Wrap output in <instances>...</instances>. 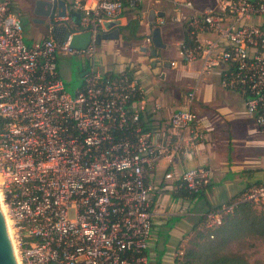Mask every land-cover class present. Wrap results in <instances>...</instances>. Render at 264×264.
<instances>
[{
	"label": "built area",
	"instance_id": "1",
	"mask_svg": "<svg viewBox=\"0 0 264 264\" xmlns=\"http://www.w3.org/2000/svg\"><path fill=\"white\" fill-rule=\"evenodd\" d=\"M62 1L64 17L54 16L49 35L27 45L19 13L0 0V202L19 262L147 264L152 196L161 184L187 194L209 184L204 166L176 175L165 170L162 181H150L160 159H181L202 144L204 131L192 109L201 77L217 71L220 85L241 93L245 113L264 126V0H216L215 7L201 9L191 0H171L189 30V43L178 47L186 61L200 65L163 132L145 127L142 85L126 71L108 74L97 66L93 42L124 9L155 0ZM162 24L156 16L146 45L152 27ZM86 31L91 41L85 48L69 46L72 34ZM59 55L89 63L72 95L57 73ZM239 201L264 204V184L249 185L232 202L205 212L203 226L220 225Z\"/></svg>",
	"mask_w": 264,
	"mask_h": 264
},
{
	"label": "crops",
	"instance_id": "2",
	"mask_svg": "<svg viewBox=\"0 0 264 264\" xmlns=\"http://www.w3.org/2000/svg\"><path fill=\"white\" fill-rule=\"evenodd\" d=\"M7 1L19 13L21 21L25 20L31 44L49 35L50 21L43 19L44 22L40 23L32 12L35 0ZM191 1L197 9L215 7L217 3L216 0ZM151 9L155 16L163 19L160 36L164 47L157 49L155 56L141 50L150 47L144 43V36L150 32L146 17ZM181 13L186 15L189 12L182 9ZM136 17L139 28L144 30L140 41L129 39L127 30L122 28ZM115 20L119 21L121 35L101 45V55L95 57V64L108 74L126 71L141 84L145 101L140 114L145 127L163 132L170 114L184 104L185 91L195 82L200 65L199 60L186 61L178 47L186 27L178 20L171 0L142 2L136 8L124 9ZM64 56L59 55L56 61L59 77L58 60L65 59ZM81 62L77 72L82 80L89 63L82 58ZM63 67L65 69L67 65L64 63ZM66 69L68 71L69 66ZM243 99L241 93L220 85L217 71L198 81L192 109L198 114L197 122L204 131L202 144L199 150L181 159H160L157 167L162 174L165 170H172L176 175L188 167L204 166L210 172L209 184L195 194L163 190L159 196H152L155 216L147 248V264H174L176 252L179 249L184 251L203 225L205 212L232 202L249 185L264 184V126L256 125L245 113ZM150 181H162V176L156 180L153 173Z\"/></svg>",
	"mask_w": 264,
	"mask_h": 264
},
{
	"label": "trees",
	"instance_id": "3",
	"mask_svg": "<svg viewBox=\"0 0 264 264\" xmlns=\"http://www.w3.org/2000/svg\"><path fill=\"white\" fill-rule=\"evenodd\" d=\"M122 28L127 30L129 39L142 38L137 35L139 30L137 17L130 19ZM183 30V41L189 43V30L187 28ZM247 236L264 240V204L237 202L217 227L207 228L202 225L189 246L182 252V256L179 258L175 256L174 260L190 264H248L244 254L227 250L231 242Z\"/></svg>",
	"mask_w": 264,
	"mask_h": 264
},
{
	"label": "water",
	"instance_id": "4",
	"mask_svg": "<svg viewBox=\"0 0 264 264\" xmlns=\"http://www.w3.org/2000/svg\"><path fill=\"white\" fill-rule=\"evenodd\" d=\"M33 14L39 19L38 22H44L43 19L51 21L54 16L64 17L65 7L62 0H35L32 10ZM155 13L151 9L146 17L150 26L154 24ZM71 21L76 24L78 22V13H70ZM106 31L96 32L93 36V42L98 45L102 40H115L121 35L119 30V21H108L105 24ZM91 41L90 32H82L72 34L69 46L73 48H85ZM151 45L149 48L142 47V51H149L151 56H155L157 49L164 47L160 36V27L153 26L150 33ZM0 264H17L13 245L10 241L5 222L3 220L0 203Z\"/></svg>",
	"mask_w": 264,
	"mask_h": 264
},
{
	"label": "rangeland",
	"instance_id": "5",
	"mask_svg": "<svg viewBox=\"0 0 264 264\" xmlns=\"http://www.w3.org/2000/svg\"><path fill=\"white\" fill-rule=\"evenodd\" d=\"M22 26H23L22 40L25 44L30 45L31 39L27 35V31H26L27 25L25 23V20H23ZM140 28L138 30V34L140 36H142L141 33L144 30H143V28H141V29ZM106 41L107 40H102L98 45H96V52H95L96 59L98 56L101 55V53H100L101 52L100 51L101 45ZM136 41H140V39H136ZM124 51H126V49H124ZM64 57H65V59H59L58 60V70H59L61 80L63 82L65 92L69 95H72L74 89L79 86L80 80H81L80 77L78 76V72H77V69H80L82 66L81 57L78 55H70V56H64ZM64 63L67 65L66 68H68V66H69L68 71H66L67 70L66 68L63 69ZM104 65L106 67L108 66V64H104ZM192 85L193 84H191L190 86H192ZM188 88H187V90H188ZM197 89H198V86H197ZM187 90L185 91V93L187 92ZM196 116H198V114H196ZM154 175H155L156 180L161 179L162 171L157 166L154 170ZM161 187L164 188L163 190H166V191L162 190L163 192H170V190L168 188V182L164 181L161 184ZM162 191L159 194L163 193ZM159 194H157V196H159ZM171 199L173 201V198H171ZM227 250H229L231 252L238 251L240 254H244L247 258L248 264H264V240H262L261 238H258L255 236L244 237L242 239L231 242L228 245Z\"/></svg>",
	"mask_w": 264,
	"mask_h": 264
},
{
	"label": "bare ground",
	"instance_id": "6",
	"mask_svg": "<svg viewBox=\"0 0 264 264\" xmlns=\"http://www.w3.org/2000/svg\"><path fill=\"white\" fill-rule=\"evenodd\" d=\"M0 201H1V199H0ZM1 212H2V216H3V220L5 222V226H6V229H7V233L9 235L10 241H11V243L13 245V249H14V253H15V257H16L17 264H20V262H19V255H18L17 249L15 248L14 241L12 240L13 235H12V229H11V226H10V222H9V219H8V215H7V212H6L5 208H4V205L2 203H1Z\"/></svg>",
	"mask_w": 264,
	"mask_h": 264
},
{
	"label": "flooded vegetation",
	"instance_id": "7",
	"mask_svg": "<svg viewBox=\"0 0 264 264\" xmlns=\"http://www.w3.org/2000/svg\"><path fill=\"white\" fill-rule=\"evenodd\" d=\"M56 33H59V31H58V30H56Z\"/></svg>",
	"mask_w": 264,
	"mask_h": 264
}]
</instances>
